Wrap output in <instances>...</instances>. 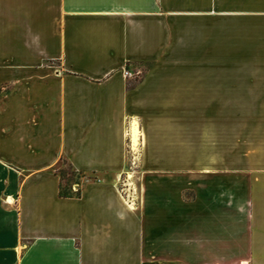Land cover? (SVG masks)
I'll list each match as a JSON object with an SVG mask.
<instances>
[{
    "label": "crops",
    "instance_id": "0c3cea01",
    "mask_svg": "<svg viewBox=\"0 0 264 264\" xmlns=\"http://www.w3.org/2000/svg\"><path fill=\"white\" fill-rule=\"evenodd\" d=\"M0 264H264V0H0Z\"/></svg>",
    "mask_w": 264,
    "mask_h": 264
},
{
    "label": "rangeland",
    "instance_id": "374dc122",
    "mask_svg": "<svg viewBox=\"0 0 264 264\" xmlns=\"http://www.w3.org/2000/svg\"><path fill=\"white\" fill-rule=\"evenodd\" d=\"M216 108V101L215 100H204V113H215ZM215 127V115H204V139L210 138L214 136L215 132H212L211 129ZM210 130V131H207ZM195 166V165H194ZM59 171L64 172L63 180H62V187H64L67 192H70V187L74 184H78L80 181V177L78 175H71L69 173V169L66 164L60 163Z\"/></svg>",
    "mask_w": 264,
    "mask_h": 264
},
{
    "label": "built area",
    "instance_id": "2783aa9c",
    "mask_svg": "<svg viewBox=\"0 0 264 264\" xmlns=\"http://www.w3.org/2000/svg\"><path fill=\"white\" fill-rule=\"evenodd\" d=\"M122 74L124 77L131 78V77L139 76L140 73L139 72L132 73V72L128 71L127 69H123Z\"/></svg>",
    "mask_w": 264,
    "mask_h": 264
},
{
    "label": "bare ground",
    "instance_id": "6f19581e",
    "mask_svg": "<svg viewBox=\"0 0 264 264\" xmlns=\"http://www.w3.org/2000/svg\"><path fill=\"white\" fill-rule=\"evenodd\" d=\"M132 139H133V147H135L137 145V140H138V131L136 127H134L132 130Z\"/></svg>",
    "mask_w": 264,
    "mask_h": 264
},
{
    "label": "trees",
    "instance_id": "16d2710c",
    "mask_svg": "<svg viewBox=\"0 0 264 264\" xmlns=\"http://www.w3.org/2000/svg\"><path fill=\"white\" fill-rule=\"evenodd\" d=\"M67 167H68V169H69V173H70L71 175H78V176H80V174L74 172V171L71 169L70 166L67 165ZM59 175H60L61 180H63L64 172L59 171ZM60 194H61V192H60ZM77 195H78V192H77Z\"/></svg>",
    "mask_w": 264,
    "mask_h": 264
}]
</instances>
